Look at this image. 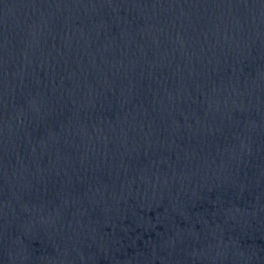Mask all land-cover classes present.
I'll use <instances>...</instances> for the list:
<instances>
[{
  "label": "water",
  "instance_id": "95a60500",
  "mask_svg": "<svg viewBox=\"0 0 264 264\" xmlns=\"http://www.w3.org/2000/svg\"><path fill=\"white\" fill-rule=\"evenodd\" d=\"M0 264H264V0H0Z\"/></svg>",
  "mask_w": 264,
  "mask_h": 264
}]
</instances>
